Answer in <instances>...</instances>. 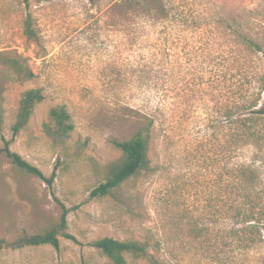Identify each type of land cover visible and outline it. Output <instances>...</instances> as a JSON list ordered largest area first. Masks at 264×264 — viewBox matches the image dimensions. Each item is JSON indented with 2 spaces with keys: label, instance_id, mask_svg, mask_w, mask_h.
I'll return each mask as SVG.
<instances>
[{
  "label": "rangeland",
  "instance_id": "374dc122",
  "mask_svg": "<svg viewBox=\"0 0 264 264\" xmlns=\"http://www.w3.org/2000/svg\"><path fill=\"white\" fill-rule=\"evenodd\" d=\"M115 1L0 0V51L21 55L36 75L20 84L0 65V147L11 140L46 176L56 173L48 184L0 153V238L41 232L64 204L79 241L2 248L0 264H111L88 244L104 236L147 242L166 264H264V116L252 123L254 143L236 151L234 116L225 112L243 94L264 102V54L236 37L264 50V0H163L172 14L165 21L124 14ZM28 14L36 41L23 34ZM31 87L45 98L12 137L20 93ZM56 105L75 124L65 145L42 131ZM145 117L153 120L152 171L91 196L103 165L120 154L113 140L130 138ZM238 162L254 172L250 192L235 182Z\"/></svg>",
  "mask_w": 264,
  "mask_h": 264
},
{
  "label": "trees",
  "instance_id": "16d2710c",
  "mask_svg": "<svg viewBox=\"0 0 264 264\" xmlns=\"http://www.w3.org/2000/svg\"><path fill=\"white\" fill-rule=\"evenodd\" d=\"M93 1V0H91ZM114 8L124 11V14L137 12L138 14L151 15L156 20H169L171 9L163 0H117ZM23 34L26 39L36 41L37 30L33 26L32 17L28 14L23 21ZM237 42L248 52H263V47L253 38L238 33ZM0 65L4 69L2 77L10 81L24 84L35 78V72L26 59L21 55L9 51H0ZM243 90V89H242ZM248 89H246V92ZM242 92V91H241ZM238 97L233 106L226 108L227 116H234L233 133L231 134L230 146L236 151L254 143L253 121L259 116H264V102L259 104V97L245 96ZM45 98L43 89L40 87L26 88L21 91L17 112L11 125L12 137L18 135L29 123L36 106ZM153 120L145 117L141 120L134 134L128 139L113 140L114 146L120 154L114 160L108 161L102 167V180L91 190L93 197H105L119 189L123 183L131 177L152 171L149 149L151 145V128ZM75 124L73 118L64 105H56L49 109L46 120L42 123V131L53 142L65 145L72 137ZM11 140H4L0 153H3L20 172L36 176L51 184L54 176L53 171L46 176L41 169L21 157V155L10 149ZM86 141L78 142L76 147L82 151ZM235 182L238 189L250 192L255 182V175L251 168L244 163H237L234 169ZM70 208L61 204V213L57 220L41 232L29 234L22 232L11 240L0 238V249L2 248H23L27 246L51 245L55 249L60 248V239L65 238L74 242L78 239L68 230V214ZM255 216L249 215L245 218L250 227H255ZM92 247L99 250L111 264H128L126 255L131 257H145L150 264H166L157 260L149 253V244L138 240L117 239L110 236L96 238L88 242Z\"/></svg>",
  "mask_w": 264,
  "mask_h": 264
}]
</instances>
